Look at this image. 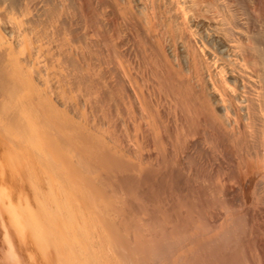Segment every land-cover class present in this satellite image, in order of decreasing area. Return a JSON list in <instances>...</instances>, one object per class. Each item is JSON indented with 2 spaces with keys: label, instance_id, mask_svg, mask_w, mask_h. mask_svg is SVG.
Listing matches in <instances>:
<instances>
[{
  "label": "bare ground",
  "instance_id": "obj_1",
  "mask_svg": "<svg viewBox=\"0 0 264 264\" xmlns=\"http://www.w3.org/2000/svg\"><path fill=\"white\" fill-rule=\"evenodd\" d=\"M260 18L0 0V264H264Z\"/></svg>",
  "mask_w": 264,
  "mask_h": 264
},
{
  "label": "rangeland",
  "instance_id": "obj_2",
  "mask_svg": "<svg viewBox=\"0 0 264 264\" xmlns=\"http://www.w3.org/2000/svg\"><path fill=\"white\" fill-rule=\"evenodd\" d=\"M260 16H256V19L257 18H259ZM255 19V20H256ZM257 24V26H255V29L256 30H258L259 31V28H261V30L260 31H262V30H264V27H262V25L264 26V20H261V18H260V20L258 19V20H256L255 21V23H254V25H256ZM253 25V26H254ZM259 31V32H260ZM206 39V41H207V43L209 44V46H211V47H213V45H214V40L212 39V38H210L209 40L207 39V38H205ZM214 42V43H213ZM212 43V44H211ZM185 60H186V58H184ZM119 118V120L121 119L122 120V118H120V117H118ZM119 122H121V121H119Z\"/></svg>",
  "mask_w": 264,
  "mask_h": 264
}]
</instances>
